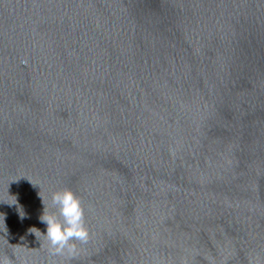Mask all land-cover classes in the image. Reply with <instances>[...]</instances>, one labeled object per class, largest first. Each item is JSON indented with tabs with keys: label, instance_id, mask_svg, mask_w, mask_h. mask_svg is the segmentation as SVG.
Instances as JSON below:
<instances>
[{
	"label": "water",
	"instance_id": "water-1",
	"mask_svg": "<svg viewBox=\"0 0 264 264\" xmlns=\"http://www.w3.org/2000/svg\"><path fill=\"white\" fill-rule=\"evenodd\" d=\"M63 189L71 259L29 232ZM5 258L264 264V0H0Z\"/></svg>",
	"mask_w": 264,
	"mask_h": 264
},
{
	"label": "clouds",
	"instance_id": "clouds-1",
	"mask_svg": "<svg viewBox=\"0 0 264 264\" xmlns=\"http://www.w3.org/2000/svg\"><path fill=\"white\" fill-rule=\"evenodd\" d=\"M43 201V199H42ZM44 212L40 217L46 224V234H42L35 227L29 232L43 235L47 242V251L51 256L75 258L79 255L77 243L86 244L90 239L89 230L85 225V211L82 202L71 190L63 189L52 194L51 205L56 212H48L44 203ZM23 219L24 216L21 215ZM3 264H9L7 258Z\"/></svg>",
	"mask_w": 264,
	"mask_h": 264
}]
</instances>
